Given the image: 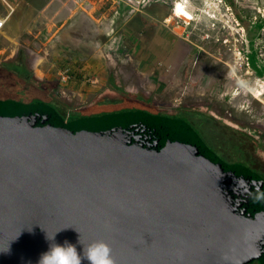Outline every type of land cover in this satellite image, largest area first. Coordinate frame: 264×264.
<instances>
[{"label": "water", "instance_id": "water-1", "mask_svg": "<svg viewBox=\"0 0 264 264\" xmlns=\"http://www.w3.org/2000/svg\"><path fill=\"white\" fill-rule=\"evenodd\" d=\"M134 118L166 128L175 147L193 145L195 167L208 157L217 177L239 169L248 175L234 176L263 183L242 164L227 166L183 119L132 111L68 123L48 102L0 98V264H38L53 243L47 233L78 250L79 238L104 241L115 264H250L264 255V238L227 209L219 186L164 173L167 153L135 154L119 129Z\"/></svg>", "mask_w": 264, "mask_h": 264}, {"label": "rangeland", "instance_id": "rangeland-1", "mask_svg": "<svg viewBox=\"0 0 264 264\" xmlns=\"http://www.w3.org/2000/svg\"><path fill=\"white\" fill-rule=\"evenodd\" d=\"M20 1L0 0V21L6 20L7 25ZM176 1H102L109 11L105 25L113 20L111 31L106 35L102 27L92 31L87 26L83 35L89 42L97 40L98 49L86 42L70 51L87 59L72 67L74 73L90 76L97 80L95 84L82 77L66 84L53 71L47 78L38 77L33 59L47 66L48 47L53 43L41 25L34 31L20 26L17 41L0 38V63L26 51L28 69L37 78L28 81L48 85L60 107L98 108L96 112L102 113L109 110L107 106L135 95L162 111L181 107L207 112L229 129L223 130L226 137L221 131L215 135L213 142L219 149L230 151V136L244 150L245 158L264 165V0H184L195 17L189 22L174 13ZM18 80V84H7V91L30 100V83L22 77Z\"/></svg>", "mask_w": 264, "mask_h": 264}, {"label": "flooded vegetation", "instance_id": "flooded-vegetation-1", "mask_svg": "<svg viewBox=\"0 0 264 264\" xmlns=\"http://www.w3.org/2000/svg\"><path fill=\"white\" fill-rule=\"evenodd\" d=\"M8 99L20 100L25 103L35 102L31 100H23L21 98ZM143 100L144 99H141L142 103L134 105H127L125 103L126 101H120V103L117 102V104L107 106V109L109 110L102 113L96 112L98 108L95 110L79 109V112L77 114L72 113L70 115L65 116L58 108L57 109L68 123L82 118H86L87 122L89 123L90 120L88 119L91 116L105 115L115 112L132 111H142L144 113H150L152 115H158L174 119H183L187 121L197 131V133L203 139L208 148L215 152V154L219 158H221L227 164V166L235 164H242L243 166L246 165L247 168L251 169L256 174H258L264 183V165L262 163L258 162L257 160H250L249 156L247 158L248 160L238 158V156L234 155L231 150L229 152L228 150H221L214 145V137L215 135H218V133L221 131L218 129L219 123H217L216 117L208 114L207 112L195 111L181 107H177L176 109L170 111H162L160 109L150 106V104H147L148 100H145L146 103ZM202 113L212 116L214 118L213 120H215L216 123L212 121L211 123H208L205 118L202 117ZM107 128L113 129L114 126L111 124ZM119 129L125 132L126 136H123V139L126 140V143L128 142V144L135 148V154H140V151H144L147 155L149 153H151L150 155L155 154V158H163L164 154L166 153L168 154V156L170 155L169 158H171L173 162L171 167L169 166V162L163 163L164 167L162 169L164 173H168V175L173 174V172L183 173L185 176L187 174L188 179L196 185L205 183L209 185L219 186V191L222 193L225 200L224 202L228 206L227 209L229 208L228 210L231 212L236 211L239 214L237 218L242 223L251 225L252 227L256 228L260 235L264 238V184L261 183V181H256L248 176L246 178L247 182H245L244 179L238 178V175L234 176L237 172L244 173L239 169L234 170L233 173L230 172L232 170H221L219 172L220 177H217V171H212L211 167L208 166L212 164L209 161L213 162L212 159L208 157L203 158L205 162L202 163V169L200 168L199 163H197L195 167L197 160L192 158H195L196 152L193 153V155L191 156L189 155L191 154L193 145H190L189 149H186V145L182 146L181 143H178L179 146L175 147V145H173L169 141V131L166 132L167 129H161V126L159 125L144 123L142 119L134 118L124 122ZM80 130L82 129L80 128ZM83 130L92 133L96 131V128L84 127ZM94 136L95 135H84V137H79L86 141L88 139L90 140ZM107 141L111 142L109 140ZM179 142H182L180 140V137ZM120 143L125 144L121 141ZM191 160H193L194 162H192ZM210 193L212 192L210 191ZM207 201H211V199L209 198V200ZM262 243L264 244V239ZM250 264H264V255L261 256L260 259H257Z\"/></svg>", "mask_w": 264, "mask_h": 264}, {"label": "crops", "instance_id": "crops-1", "mask_svg": "<svg viewBox=\"0 0 264 264\" xmlns=\"http://www.w3.org/2000/svg\"><path fill=\"white\" fill-rule=\"evenodd\" d=\"M102 1L103 0H90L89 2H83L81 0H21L17 6L16 15L11 16L3 33H0V38H10L12 41H17L20 37L19 28L22 27L24 30L26 29V31H34L36 28H39V25H41V27L45 26L48 31L47 39L53 41L51 46L48 47V51L51 53V57H49L50 62L47 66V62H42L39 65V61L33 59L34 66L38 68V70H36L38 77L39 75H44L43 77L47 78L51 71L58 75L57 69L53 67L55 63L62 62L61 65L75 67L81 65L79 63L84 62V60H87L82 53L76 51H74V53L70 52L73 51L74 48L81 49L83 44L89 42L88 36L83 35V33L87 34L86 32H88L86 30L87 26L93 27L91 28L92 31H96L99 27H102L105 31L104 33H107L106 35L111 31L113 20L109 21L108 25H105L109 11L104 8ZM14 18L16 19L14 20ZM11 24H13V26ZM89 44L95 46V44H99V42L97 40H91ZM97 49L96 47V50ZM14 52H16V50ZM21 53L24 55V61L26 63L25 69L21 72V76L32 80L36 77L32 70L28 69V54L26 51L20 50L19 56ZM67 55H70V57ZM13 56H11V59L7 57L0 65L14 62L19 58V56L17 58ZM65 61L70 62L66 63ZM63 62L66 64H63ZM24 71L29 74L24 76ZM40 79L43 78L40 77ZM29 83L30 85L32 84V82ZM46 86L49 88L48 85Z\"/></svg>", "mask_w": 264, "mask_h": 264}, {"label": "trees", "instance_id": "trees-1", "mask_svg": "<svg viewBox=\"0 0 264 264\" xmlns=\"http://www.w3.org/2000/svg\"><path fill=\"white\" fill-rule=\"evenodd\" d=\"M23 69H25V61H24V55L22 53L20 54L19 58H17L14 62L4 63V64H2L0 66V97L1 98H3V99L4 98L5 99H8V98H18L12 92L13 90L7 91L8 88L6 86L9 83L18 84L19 83L18 78L19 77H22L21 76V72H22ZM2 73H4L5 76L2 75ZM4 79H6L7 83H5V80ZM23 79L25 80V83H28L29 82L28 81L29 78L28 79L23 78ZM27 90H28L27 91V94L30 97V100L31 101H35V102H38V101L50 102L56 108H58L62 112V114L65 115V116L70 115L72 113L73 114H77L79 112L77 109L70 108L69 106H68L70 108L69 111L67 109L68 107H65L64 105L62 107H60L59 102H57V101L55 102L54 101V99L52 97L53 95L48 91V88H46V87L39 86V85H37L35 83H32L28 87ZM143 101L146 103L145 100H143ZM125 103L127 105H134V104L142 103V101H141V99L138 96L131 95V98L129 100H127ZM202 117L205 118V120L208 123H211V121L214 122V123H216V121L213 120L214 118L212 116H209L207 114L202 113ZM217 123H219L218 120H217ZM218 127H219L218 129L221 130V133H222L221 135L223 137H226V135L224 134V131H222V130H226L227 131L229 129L228 128H225V127H222L220 124H218ZM225 133L228 135V132H225ZM238 133L239 132H237V131L234 132V134L236 135L237 139L239 138L238 137L239 136ZM229 137H228V141H231V143H228L227 142V147L232 151V153H234V155L238 156V158H241V159H245L246 160L248 157L245 158V155L246 154L244 153V150H242L241 147L237 143L232 142V139L229 138ZM241 159H239V160H241ZM244 166L246 167V165H244Z\"/></svg>", "mask_w": 264, "mask_h": 264}, {"label": "clouds", "instance_id": "clouds-1", "mask_svg": "<svg viewBox=\"0 0 264 264\" xmlns=\"http://www.w3.org/2000/svg\"><path fill=\"white\" fill-rule=\"evenodd\" d=\"M56 234L49 236L47 233V239L53 243L49 250L41 255L38 264H84V261L88 264H115L111 255L112 249L106 242L94 241L85 245L79 238L82 250H78L76 245L67 241L63 245L55 243Z\"/></svg>", "mask_w": 264, "mask_h": 264}, {"label": "built area", "instance_id": "built-area-1", "mask_svg": "<svg viewBox=\"0 0 264 264\" xmlns=\"http://www.w3.org/2000/svg\"><path fill=\"white\" fill-rule=\"evenodd\" d=\"M5 25H6V20L0 21V30H3ZM56 69H57V73L60 76L62 82L66 84H69L73 80H76L80 77L84 79L86 78L87 82L91 81L93 84L97 82V80L91 79L90 76L88 77V75H85L84 73L83 74L74 73L73 68L70 65L58 66Z\"/></svg>", "mask_w": 264, "mask_h": 264}, {"label": "bare ground", "instance_id": "bare-ground-1", "mask_svg": "<svg viewBox=\"0 0 264 264\" xmlns=\"http://www.w3.org/2000/svg\"><path fill=\"white\" fill-rule=\"evenodd\" d=\"M188 7H189L188 6V2H186L184 0H177L176 3H175V7H174V13H176V16H178L179 18H184V19H186L189 22L190 19H194L195 17L193 15V12Z\"/></svg>", "mask_w": 264, "mask_h": 264}]
</instances>
